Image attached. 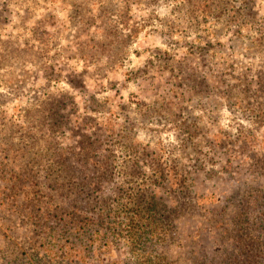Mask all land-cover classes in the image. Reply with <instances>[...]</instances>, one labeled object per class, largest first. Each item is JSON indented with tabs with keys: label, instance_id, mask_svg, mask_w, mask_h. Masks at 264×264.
Returning <instances> with one entry per match:
<instances>
[{
	"label": "rangeland",
	"instance_id": "374dc122",
	"mask_svg": "<svg viewBox=\"0 0 264 264\" xmlns=\"http://www.w3.org/2000/svg\"><path fill=\"white\" fill-rule=\"evenodd\" d=\"M0 162V264H135L106 215L162 174L146 247L221 256L264 211V0H0Z\"/></svg>",
	"mask_w": 264,
	"mask_h": 264
},
{
	"label": "trees",
	"instance_id": "16d2710c",
	"mask_svg": "<svg viewBox=\"0 0 264 264\" xmlns=\"http://www.w3.org/2000/svg\"><path fill=\"white\" fill-rule=\"evenodd\" d=\"M7 154V153H6ZM132 160V157L131 159ZM137 162V161H136ZM135 162V163H136ZM1 165V162H0ZM116 172V171H115ZM13 175L10 174V177ZM133 178L130 177L128 182L130 185L125 190V195L127 197V203H125L123 207V203H121L122 194L119 195L118 200L121 204V209H113L106 216H114L120 212L121 221L119 220L117 223L121 226H124L125 234L131 239L133 246H142L147 252L141 253L142 257L139 256L138 260H135V264H173L171 261L167 260L166 257H159L156 255L153 250H149L146 245H153L156 239V224L161 217L160 213V198H156L154 195V185L156 182L166 181V175L162 174L159 178L151 179L146 176L143 178V182L141 183H133ZM187 178V177H184ZM17 181L23 185L20 181V178ZM185 181V179H184ZM139 184L138 187H134V185ZM14 186L12 187V190ZM135 192H133V191ZM170 191V188H167ZM17 194V193H16ZM68 196V195H67ZM89 208L82 206L80 203L74 202L71 209L68 210L67 216L71 217V220H78L79 222L89 224H100L103 225V221L96 222L100 217L104 214L103 211V202L105 199L100 201L96 198L88 201ZM98 208H96V206ZM163 205V204H162ZM246 211H241L238 213V216L245 215ZM242 217L239 222L234 221L235 217H232V225L227 224L225 226L224 232L220 233L218 237L224 235L225 233H229L230 236L219 239L222 245H228L227 249H224L221 253V256H217V254H211L204 256L198 264H264V211L260 212L259 216H256V213H250ZM256 216L255 219H251L250 217ZM211 220L209 224V228H212L213 231H216L219 226V222ZM257 224V225H255ZM84 228V227H83ZM98 233V229L96 230ZM235 233V235H233ZM105 235V233H104ZM156 241V240H155ZM232 246V247H231Z\"/></svg>",
	"mask_w": 264,
	"mask_h": 264
}]
</instances>
